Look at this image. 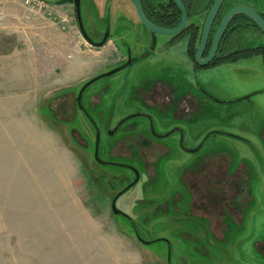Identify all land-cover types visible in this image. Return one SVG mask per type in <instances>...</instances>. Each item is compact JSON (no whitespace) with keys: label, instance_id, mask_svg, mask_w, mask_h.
I'll return each instance as SVG.
<instances>
[{"label":"rangeland","instance_id":"rangeland-1","mask_svg":"<svg viewBox=\"0 0 264 264\" xmlns=\"http://www.w3.org/2000/svg\"><path fill=\"white\" fill-rule=\"evenodd\" d=\"M46 1L41 12L53 25L43 38L54 46L39 47L31 67L25 47L40 36L15 22L34 10L0 0V264H264L254 247L264 238L261 57L194 75L181 64L188 67L182 46L160 53L172 37L153 43L131 0H94L97 20L84 16L82 0L89 38L101 36L88 22L110 34L114 47L101 48L83 39L72 5ZM140 29L144 47H136ZM126 55L131 64L91 83L79 109L81 87L123 66ZM162 82L181 97L173 107L184 113H175L165 88L156 92L168 87ZM96 129L98 159L111 165L95 161ZM144 143L142 162L134 146ZM240 167L251 174L244 221L225 184ZM128 169L140 177L116 199L124 215H113L111 201L135 179ZM192 179L217 187L212 213L202 211L209 201L197 205L206 192L193 193Z\"/></svg>","mask_w":264,"mask_h":264},{"label":"flooded vegetation","instance_id":"flooded-vegetation-1","mask_svg":"<svg viewBox=\"0 0 264 264\" xmlns=\"http://www.w3.org/2000/svg\"><path fill=\"white\" fill-rule=\"evenodd\" d=\"M41 1L47 2L46 0H41ZM79 1H80V17H81V15H83L82 7H81L82 0H79ZM59 2H61V1L56 0L55 3H58V4L68 3V4L72 5L74 15H75V19H76V10H75L74 1L73 0H67L64 3H59ZM181 2L184 5L186 13H187L186 26L180 34L172 37L170 40H168L167 42L162 44V46L160 47V50H159L161 54L166 53V52L167 53L173 52L174 49L176 48L175 46H177V45H178V47H179V45L182 46V47H180L182 49L181 50V58H183L187 61L188 67H186V63L184 65L181 62V64L184 68H187L190 71H192L194 75H196L202 71H206V70H209L212 68H216V67H219V66H222L225 64L226 65L239 64L245 60L250 59L253 56L261 57V61H262L263 66H264V36H263L262 32L259 30V28L248 17L241 15V14H234L231 17L230 21L228 22V24L224 30V33L221 37V40H220L219 45L217 47V50L215 52L214 58L211 60V62L206 66H200L195 59V53L198 49L203 23L205 21L206 15H207L210 7L212 6L214 0H181ZM85 3H87L88 11H86L84 13V16H87V14L89 13V15H91L92 19L97 20L98 17H100L101 5H99L100 7L97 6V4L94 3V0H88ZM84 4H83V6H84ZM141 5H142V8H143L146 16L153 23H155L159 26H162L165 28H174L175 26L178 25V23L180 21L181 15H180V12L177 9V7L174 5L173 0H141ZM103 6L104 5L102 4V7ZM235 7H244V8L250 9L253 12H255L264 21V0H223V3L221 5L214 21H213L207 44H206V46H205V48L201 54V59H205L207 57V55L209 53L210 46H211L212 37H213L216 29L218 28L220 21L222 20V18L224 17V15L227 12L231 11ZM104 11L105 10L103 9V12ZM76 23H77V21H76ZM77 26H78V24H77ZM87 26H88L87 28L91 32V34L101 36L100 40L96 41L95 43H99L102 40V38L104 37V35L106 33H108V31H106L107 27H104V32L103 31L101 32L99 27H97V25H95L94 23L91 24L88 22ZM108 28H109V32H110V25L109 24H108ZM78 29H79V27H78ZM79 31H80V29H79ZM84 32H86V31L84 30ZM86 35L88 36L87 33H86ZM119 39H121V37H119ZM109 40H111V38H110V34L108 33V39L102 47H104L108 43ZM248 43L252 44V45H248ZM136 47H141V46H138V44H136ZM247 47H253V48H247ZM128 56L127 55L123 56V59L121 60L120 63L124 64V65L119 67L120 70L122 68H124L125 66L130 65L131 62L133 61V59H131ZM144 56H146V54L140 55L139 59L140 58L142 59ZM128 58H130V60ZM159 84L167 85L166 83H163V82L159 83ZM163 88H165V91ZM155 89H156V92H158V93H161V91L162 92L164 91L167 93L166 95H170L171 100H173L172 101L173 104L170 105L172 107L174 106L175 101L179 102L182 100L181 97H179V96H177V98L174 97V93L169 88V86L168 87L161 86L160 88L155 87ZM190 99L196 100V96L192 95V96H190ZM169 101H170V99H169ZM194 103H196V102H194ZM178 105H179V103H178ZM158 108H165V107H159L158 106ZM173 109H174L175 113H181V114L186 111L185 109L182 110L178 106L175 108L173 107ZM145 145H146V143H144V145H141L140 148L137 147L136 145L134 146L135 151L139 155V159L142 160V162H144V156L141 153V150H142V148L143 149L147 148ZM129 157H131V155H129ZM223 169H224V167L222 168V165H221V170H222V171H220L221 174L224 173ZM128 170L134 175V178H135L134 170H132V169H128ZM216 173L219 174V171L217 169H216ZM211 174H212V176L214 175V173H211ZM138 175L140 177V174H138ZM230 175L231 174H227L226 179H227V182H228V180H229V182L225 183L226 185H228L229 190H233V194L231 196L233 198V200L231 199V201H230L231 205L230 206H232L233 210L236 208L241 209L243 216H244L246 210L248 209V204L245 203V204H247V205H245L243 202L245 199L246 191L247 190L250 191V188H249L250 185L247 182L249 180V176H251L250 171L244 167L243 168L240 167L235 173L232 174L233 176L230 177ZM220 178L221 179L218 178L217 184H219V181L225 179L224 176H220ZM193 179L190 180L191 191L196 194L202 188L206 192L205 196H203V197L199 196V199H197V201H198L197 205H199L201 207L204 204H207V202L209 201L210 206L208 207V209L202 210V211L206 212V213L207 212L212 213L213 209L216 208V203H217L218 197H217V195H215V197H213V193L211 192V190H212V188L216 189L217 187L216 188L212 187L209 189V185H214V183H208L207 184L208 187L205 188V187H203L202 183L200 186V184H199L200 182H197L196 180L193 181ZM196 195H198V194H196ZM234 200H235V202H234ZM194 207H196V206H194ZM224 211H225V209H224ZM229 213L231 214L230 211H229ZM121 215H124V214L122 213ZM206 218L208 220L209 228L211 229L212 228L211 219H210V217H206ZM254 247H255V249H257V251H259L264 256V238L261 241H259V240L256 241Z\"/></svg>","mask_w":264,"mask_h":264},{"label":"water","instance_id":"water-1","mask_svg":"<svg viewBox=\"0 0 264 264\" xmlns=\"http://www.w3.org/2000/svg\"><path fill=\"white\" fill-rule=\"evenodd\" d=\"M73 1H74V5H75V10H76V21H77V24H78V27L80 29V32H81L83 39L90 46H92L94 48H101L108 39V33H106L104 35V37L102 38V40L99 43L93 42L86 35V33L84 32L83 27H82L81 17H80V1L79 0H73ZM132 3H133V6H134V9H135V12H136V15H137L139 22L151 34V36L153 38V43H155L156 35L174 37V36L180 34L186 26L187 13H186L185 7L182 4L181 0H173L174 5L177 7V9L179 10L180 15H181L178 25L175 26L174 28H165V27H162V26H159V25L153 23L144 13V10H143L142 5H141V0H132ZM222 3H223V0H214L212 6L210 7V9L206 15L205 21L203 23L198 49L195 53V59L200 66L208 65L211 62V60L214 58L215 52L217 50V47H218L219 42L221 40V37L224 33V30H225L228 22L230 21L231 17L234 14H241V15L248 17L259 28V30L262 32V34L264 36V21L255 12H253L250 9H247L244 7H235L231 11L227 12L224 15V17L222 18V20L220 21V24H219L218 28L216 29V31L212 37L209 53L205 59H201V54H202V52H203V50L207 44L213 21L217 15ZM128 59L130 60V58H128ZM119 70H120V68H116L112 71H109L105 74L99 75L98 77H95V78L89 80L88 82H86L81 87V90L79 91V93L77 95V98H75V102H76L78 108L81 110L83 109V107L81 106L82 93L91 83H93L94 81H96L97 79H99L101 77L110 76ZM98 143H99V132L96 129L95 146H94L95 161H96V163H98L100 165H111L110 163L102 162L98 159V155H97L98 154ZM134 174H135L134 181L132 183H130L127 187H125L122 191H120L114 197V199L111 201V212L113 215L122 214V212L116 208L115 202H116V199L122 193L126 192L129 188H131L133 185L136 184V182L139 179V175L135 170H134Z\"/></svg>","mask_w":264,"mask_h":264},{"label":"crops","instance_id":"crops-1","mask_svg":"<svg viewBox=\"0 0 264 264\" xmlns=\"http://www.w3.org/2000/svg\"><path fill=\"white\" fill-rule=\"evenodd\" d=\"M8 1H10L12 4H16V5L20 4V3H18V0H8ZM49 3L53 4V2H49ZM56 4H58V3H56ZM59 5L60 6H66V5H68V3L59 4ZM20 15H21V13L18 16H16V20H18V21L15 22V26L20 24L19 26L21 28H23L24 30H29L31 32L33 30V34L34 35H39L40 36V38L38 40V43L36 42V44L34 45L36 47H25V51L28 54L26 60L29 61V65L31 67H34L35 61L37 60V57H38L37 51L40 48H48V47H53L54 46L52 42H47L46 39L43 38L47 34L46 33L47 27L49 28L53 24L50 25L49 19H47L46 15H44L41 11L24 10V13L22 14V17H20ZM20 20H23V21L21 22ZM60 21L67 22V20L64 19V18H62ZM139 26H141V25L139 24ZM50 29H52V28H50ZM140 30H141L140 31L141 32V36L137 40L136 44H138V46H141V47L143 46L144 47V45L146 44L144 42V31H143L144 29H140ZM50 38H51V36H50ZM62 45H61V47H63ZM65 45H66L65 47H68V44H65ZM104 47H114V45H113L112 41L109 40L108 43L106 44V46H104ZM14 56H17V55H13V57H11L10 59H7V60H9V62L15 61L16 59H14ZM245 219H246V212H245L243 221ZM243 221H242V223H243Z\"/></svg>","mask_w":264,"mask_h":264},{"label":"built area","instance_id":"built-area-1","mask_svg":"<svg viewBox=\"0 0 264 264\" xmlns=\"http://www.w3.org/2000/svg\"><path fill=\"white\" fill-rule=\"evenodd\" d=\"M22 5L28 6L34 11H41V9L46 8L45 2L41 0H18ZM49 15V13H47ZM64 25L62 26V29L64 30Z\"/></svg>","mask_w":264,"mask_h":264},{"label":"trees","instance_id":"trees-1","mask_svg":"<svg viewBox=\"0 0 264 264\" xmlns=\"http://www.w3.org/2000/svg\"><path fill=\"white\" fill-rule=\"evenodd\" d=\"M61 2H59V3H64V2H66L67 0H60Z\"/></svg>","mask_w":264,"mask_h":264}]
</instances>
